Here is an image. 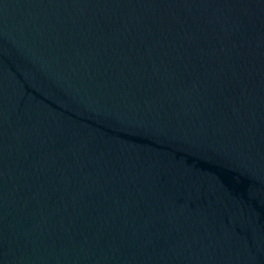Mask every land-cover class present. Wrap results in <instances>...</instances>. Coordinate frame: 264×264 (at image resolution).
Listing matches in <instances>:
<instances>
[{
    "label": "water",
    "instance_id": "obj_1",
    "mask_svg": "<svg viewBox=\"0 0 264 264\" xmlns=\"http://www.w3.org/2000/svg\"><path fill=\"white\" fill-rule=\"evenodd\" d=\"M0 264H264V0H0Z\"/></svg>",
    "mask_w": 264,
    "mask_h": 264
}]
</instances>
